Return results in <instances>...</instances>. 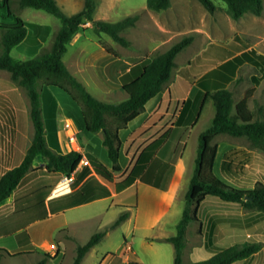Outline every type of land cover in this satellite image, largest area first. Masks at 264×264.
Segmentation results:
<instances>
[{
	"label": "rangeland",
	"instance_id": "rangeland-1",
	"mask_svg": "<svg viewBox=\"0 0 264 264\" xmlns=\"http://www.w3.org/2000/svg\"><path fill=\"white\" fill-rule=\"evenodd\" d=\"M56 1L68 15L79 12L85 5V0ZM171 1L170 8L157 12L147 7V0H96L95 20L118 22L129 16L139 15L136 24L123 32V35L131 41V46L124 47L106 34L96 37L93 30H88L85 34L86 39L69 48L64 57V62L70 68L72 60L78 58L84 61L88 59L87 64L91 69V74H97L96 76L100 79L98 81L103 85L107 84V91H109L107 98L100 95L93 82L94 79L92 80L89 75L90 79H88L86 72L77 73L72 66L71 71L76 72L78 80L97 99L108 103H120L127 96L122 90L115 92V89L120 85L119 75L125 70L127 62H146L155 55L167 51L182 37L192 35L194 37L193 43L176 58V67L173 70L170 82L179 80L181 77L189 81L193 78L199 79L207 70L217 67L222 59H225L231 53L238 55L242 52H248L256 62L245 61L241 64L234 80L227 88L233 92L234 103H237L244 97L246 91L254 86V79L257 78L259 83L249 100V107L254 113L255 119L264 120V61L258 58V56H264V11L260 16L248 13L239 19H233L228 14L227 6L222 0H213L217 6L214 13L209 12L198 0ZM10 8L12 11L21 12L20 16L29 23L41 25L43 30L41 45L42 47H50L53 34L60 26L57 17L44 10L33 8L22 10L18 5V0H10ZM0 12L2 13H0L1 21H12V16L10 17L8 14V6L3 0L0 1ZM85 26L87 29H92L93 24L86 23ZM30 30L33 29L30 28ZM99 43L107 46V52ZM211 43H215L218 47L215 49L210 48L208 53L203 55L202 52L208 49ZM31 44L37 46L35 42H31ZM33 54L29 52L26 56L31 58L34 57ZM216 54H218L217 57ZM12 55L15 58H23L17 50ZM191 62L192 65L190 66ZM106 65L107 82L104 81V79L106 80L104 76H100L101 72H104L101 68ZM191 83L193 82L191 81ZM39 84L42 106L45 103L44 107H46H43L45 126H47V123L50 126L52 120L56 125L55 128L51 127V129L47 126V134L54 138L57 137L58 130H60L62 142L65 145L69 143L72 148L76 147L77 143L70 141V132L65 129V118L67 111H71L75 117L79 116L83 103L78 99L77 104H72L69 95L64 91L42 83ZM214 114L215 105L213 100H209L200 122L194 128L188 140L185 158L190 166L191 175L196 165L199 135L211 126ZM12 125V118L0 115L1 146H6V140L11 136ZM15 128L17 131L22 132L20 135L22 137L23 135L27 137L31 135L32 129L29 128L28 119L26 124L25 119H21L20 125L17 124ZM86 137L89 138V141ZM102 138V132L93 134L80 132V134H77V139L82 142V146L87 147V155L90 154L96 158L104 159L105 150L101 145ZM96 141H100V145L95 146ZM213 144H217L219 149L215 174L220 178L239 188H251L256 182H264V151L255 147L247 137L221 134L215 137ZM18 160L16 162H19ZM224 161L230 162L234 169L241 170L240 176L227 178L221 169ZM42 162V159H38L35 161L34 166H38ZM19 164L20 162L17 165H0V176L8 169ZM108 166L112 168L111 164ZM87 167L88 171H94L91 162L90 166ZM121 172L122 170L115 173L114 183L112 184L116 187L118 184L127 183L125 180L120 179ZM63 176H61L59 182ZM48 178L49 180H46L47 176L42 172H30L11 198L0 206V247L5 248L7 251L0 252V264H37L43 259L46 261L45 264H73L78 246L86 243L92 234L117 218L116 210L109 209L106 211L105 204L102 202L92 203L82 208L69 209L63 213L49 216L48 203L53 211L55 205L64 206L68 202L76 200V194H72V192L81 184L82 179L76 180L75 177L71 190L53 196L52 193L59 182L51 192L50 190L43 191V184L53 182L55 176L50 175ZM189 184L190 181L186 177L182 182V190L188 191ZM30 192H36V194ZM26 193H30V195L23 199L21 205H18L19 207L16 209L15 199L25 196ZM48 194L58 198L48 202L46 199ZM183 197L177 201L178 208H185L186 200ZM30 203H33L32 207L29 206ZM224 205L229 204L219 197L209 196L208 200L202 205L201 218L207 220L208 216H212L210 213L212 207H222ZM20 207L24 208L21 209ZM234 207L239 208L240 222L237 229H234L236 235L232 244H243L248 241L260 242L262 245L261 250L256 256L249 258L247 264H264V213L247 209L237 203H234ZM31 235L37 246L30 240ZM196 241H198L197 236L193 237L190 243L194 244ZM109 243L110 239H103L98 245V252L90 254L83 264H99L102 262L107 257V247L115 248L114 244L113 246H107ZM51 244H55L58 250L52 251ZM226 246L223 244L222 248H226ZM19 252H23V254L13 256V254ZM109 254L114 255L115 253L111 251ZM204 255L205 249L200 245H195V249L185 255V262L204 260L202 259Z\"/></svg>",
	"mask_w": 264,
	"mask_h": 264
},
{
	"label": "trees",
	"instance_id": "trees-1",
	"mask_svg": "<svg viewBox=\"0 0 264 264\" xmlns=\"http://www.w3.org/2000/svg\"><path fill=\"white\" fill-rule=\"evenodd\" d=\"M3 1L8 6V14L10 17L12 16V21L5 22L2 20L0 23L2 31L0 69L8 71L12 80L26 91L30 101V117L34 135L22 162L0 176V206L11 198L30 172H42L47 176L46 180H49L48 176L54 175L53 182H45L43 187L41 186L43 191L50 190L51 192L62 175L75 173L84 155L87 158L89 156L88 160L90 159L93 170L101 179L114 183L115 173L121 171L119 165L121 152L119 131L126 128L131 121L141 114L151 98L164 90L172 78L177 56L193 43L194 37L192 35L182 37L167 51L155 55L146 62L136 64L129 72L122 74L119 77L120 83L122 90L128 94V98L120 103H108L97 99L70 72L63 58L68 51L69 44L83 30L86 23L93 24L96 34L109 35L122 46L130 47L131 41L123 35V32L136 24L139 19L138 14L118 22H109L95 20L96 0H85L83 9L72 15L66 14L56 0H18L20 8L30 7L36 10H44L60 21V28L49 50H43L30 59L19 60L12 56L11 51L16 45L28 40L29 37H31L32 42H37L30 30V28L35 29L36 25L25 22L15 15L10 8V0ZM198 1L211 13L217 9L213 0ZM222 1L226 4L227 12L233 19H239L248 13L260 16L264 11V0ZM171 3V0H147V7L150 10L160 12L170 8ZM101 44L107 51V46ZM216 47L218 45L211 43L202 54L205 55L210 48L215 49ZM217 55L215 56L217 57ZM258 58L264 61V56H258ZM245 61L256 62L248 52H242L238 55L231 53L222 59L217 67L207 70L199 79H191L192 82L197 81V84L205 90L204 102L213 100L216 113L211 126L199 137L195 170L186 194V204L177 226V234L166 239L175 246V264H185L183 255L187 241V229L191 223L199 221L198 208L207 197L216 196L225 202L237 203L247 209L264 213V182H256L251 188H239L215 174L219 149L217 144H213V140L218 135L228 134L234 137H247L255 147L264 151V120L255 119L254 113L249 107V100L253 96L259 80L254 79V86L249 88L244 97L237 103H234L233 92L227 88L234 80L239 66ZM39 83L64 91L69 95L72 104H77L78 99L81 100L83 108H80V115L75 117L71 111H67V117L73 118L80 132L87 134L103 133L101 145L105 150L104 159L87 155L86 146L83 147L84 153L78 150L60 153L49 146ZM7 111L10 109H7L5 97L0 95V115L7 117ZM94 145H100V141H96ZM38 159H42L43 162L34 166ZM110 164L112 168H109L108 165ZM221 169L227 178H237L242 173L241 170L234 169L231 163L227 161L222 163ZM126 184H118L117 189L121 190ZM85 187H87L85 189L91 188L92 192H95L93 198L110 194V190L96 176H92ZM36 192L30 193L36 194ZM30 193L15 199L16 209ZM79 196L82 200L88 198L84 188ZM73 203L68 202L62 206V209L72 206ZM32 204L30 203L29 206L32 207ZM20 208L23 209L24 207ZM128 215L127 212L120 214L113 224L94 233L85 244L78 246L73 264H81L87 253L101 242L107 232L118 227L128 218ZM261 248L260 242L248 241L243 244L228 246L215 252L208 259L190 264H232L251 257L258 253ZM0 252L7 251L0 247ZM21 254L23 252L13 254V256ZM45 262L43 259L37 264H45Z\"/></svg>",
	"mask_w": 264,
	"mask_h": 264
},
{
	"label": "crops",
	"instance_id": "crops-1",
	"mask_svg": "<svg viewBox=\"0 0 264 264\" xmlns=\"http://www.w3.org/2000/svg\"><path fill=\"white\" fill-rule=\"evenodd\" d=\"M21 9L24 10L25 8ZM13 12L23 21L28 22L20 16L21 12ZM35 25L36 28L31 30V33H33L37 40V46L31 44V37L28 40H24L11 51V54H13L17 50L21 57H23L22 59H16L27 60L30 59L26 56L27 53H34L33 55L36 56L41 51L49 50L52 47L54 37L60 26L53 34L50 47H42V26L39 24ZM88 30H93L96 37H99L94 31V27L87 29L84 25L83 30L69 44L68 50L70 47L76 46L81 40L86 39L85 34ZM1 37L2 31L0 28V42ZM99 45L105 50L101 43ZM105 52L107 51L105 50ZM1 53L2 48L0 46ZM87 62L88 59L82 61L77 58L71 61L70 68L65 64L74 76H76V72H86L88 79H90V76L92 80H95L93 82L98 88L100 95L107 98L109 94L107 84H101L98 81L99 77L96 76L97 74H91V69ZM136 64L139 63L127 62L125 70L121 72L119 77L129 72ZM71 66L74 67L76 72L71 71ZM101 69L104 72H101L100 76H104L106 78L104 81L107 82V65ZM118 90H122L121 83L115 89V92ZM125 94L128 98V94L126 92ZM0 95L5 97L7 109H10V111H7L6 116L13 119L11 136L7 138L6 146L0 145V165H17V163H21L24 159L34 135V128L30 117V101L26 91L12 80L11 74L8 71L2 69H0ZM204 101L205 90L197 84V81L191 83L188 79L181 77L179 80L170 82L162 92L146 103L144 110L137 118L131 121L126 128L119 131L121 142L119 165L122 170L120 179L127 182L124 188L118 190L112 183L101 179L95 171L90 172L87 166L80 164L79 168L75 171L74 177H76V180L82 179V182L72 192V194H76V200L72 206L62 209V206L55 205L52 211L48 203L49 216L63 213L69 209L82 208L96 202L104 203L106 211L115 209L117 218L124 212L129 214L124 222L115 229L109 230L104 236L103 239H110V243L107 246H113L114 244L115 248L107 247V257L99 264H175V246L166 239L177 234V226L183 215L184 207L178 208L177 205V201L183 196L186 200L187 191L182 190V182L186 177L190 181L194 174L193 171L191 175L190 166L185 158V151L192 131L200 122L205 106L209 102ZM21 119H25V124L28 119L29 128L30 130L32 129L31 135L28 137L26 135L20 136L22 132L20 130L17 131L15 128L17 124L20 125ZM65 120L74 122L73 118L67 116ZM47 126L50 129L51 127L55 128L54 120L51 121L50 126L47 123ZM77 131V134H80L78 127ZM60 134V130H58L57 137L55 136L54 138L47 134L48 144L53 150L60 153L78 150L84 153L80 140L77 139V146L72 148L69 143L65 145L62 142ZM86 139L89 141V138L86 137ZM85 157L87 158V156ZM17 160L19 162H16ZM104 162L107 163L106 161ZM89 169L92 170L91 167ZM92 176H96L110 190L109 195L93 198L95 192H92L91 188L85 189L87 188L85 187L86 183ZM83 188L86 190L88 197L86 200L80 199L79 196ZM57 198L48 195L46 199L50 202ZM208 198L198 208L199 221L193 222L188 226L186 247L183 255L185 264L191 263L185 262V255L192 249H195V245H200L205 249V255L202 259H208L215 252L224 249L222 248L223 244L227 245L226 247L233 245V239L236 235L234 229H237L240 222L239 208L234 207V203L227 202L229 205L212 207L210 209L212 216H208L207 220H203L200 216L201 208ZM116 219L112 223L105 225L102 229L113 224ZM196 236L198 237V241L191 244L190 241ZM30 240L33 241L32 235ZM33 243L37 246L34 241ZM99 244L87 253L81 264H83L90 254L98 252L97 248ZM111 251H114L115 254L110 255ZM249 258L236 261L232 264H247Z\"/></svg>",
	"mask_w": 264,
	"mask_h": 264
},
{
	"label": "built area",
	"instance_id": "built-area-1",
	"mask_svg": "<svg viewBox=\"0 0 264 264\" xmlns=\"http://www.w3.org/2000/svg\"><path fill=\"white\" fill-rule=\"evenodd\" d=\"M65 129L70 132L69 137H70V141L71 142H76L77 141V127L75 125V123L71 120H66L65 123ZM81 164L84 166H88L90 165L89 160L84 156ZM75 173L73 174H64L63 178L61 179V181L59 182V184L57 185V187L55 188V190L53 191L52 195H58L60 193H62L63 191H69L71 190V185L73 184V182L75 181V177H74ZM51 250L52 251H57V247L55 244H51Z\"/></svg>",
	"mask_w": 264,
	"mask_h": 264
}]
</instances>
